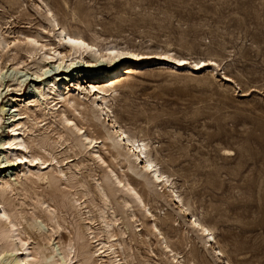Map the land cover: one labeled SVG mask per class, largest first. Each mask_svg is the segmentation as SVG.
Instances as JSON below:
<instances>
[{
  "label": "rangeland",
  "instance_id": "rangeland-1",
  "mask_svg": "<svg viewBox=\"0 0 264 264\" xmlns=\"http://www.w3.org/2000/svg\"><path fill=\"white\" fill-rule=\"evenodd\" d=\"M48 8L62 25L101 46H128L144 53L170 51L191 61L210 59L217 65L202 71L190 69L187 74L189 69L174 70L168 60H126L124 63L132 71L121 75L117 82V91L109 103V117L90 108L94 99L90 86L109 85L99 75L102 69L91 70L81 63L64 69V79H72L71 90L67 89L70 96H79L75 83L92 91L91 94L81 88L87 97L81 96L87 108L79 109L82 115L68 105L65 109L81 122L83 132L99 139L97 150L109 168L143 195L152 217L136 207L122 186L107 181L106 165L95 161L91 149L73 139L69 125L61 121L58 113L50 114L38 91L47 79L39 80L34 74L39 65H44L42 53L29 59L18 48L26 47L23 42L2 51L0 64L5 67L0 76V141L14 132L10 128L11 116H21L24 99H40L37 108L33 107L34 114L29 111L31 117L20 120L33 128L30 132L28 128L24 139L29 144L36 139L32 152H39L42 148L37 144L45 139L47 144L39 153L48 159L56 157L51 169H46L51 176L35 179V183L24 180L28 188L25 192L16 179L23 166H11L8 161L13 156L7 155V148L0 145V177L16 188L4 199L26 214L27 220L19 228L27 246L35 250L41 244L50 249L52 244L58 254L62 252L59 247L73 243L75 248L69 255L73 258L77 254L78 264H84L87 253L92 255L91 264H96L93 261L99 257L94 251L103 244L96 246L83 225L89 220L86 217L92 218L91 225L100 242L108 241L97 218V209L103 205L94 189L97 180L110 196L111 208L106 211L109 220L115 222L118 235L112 243H122L116 245L118 259L122 258L117 261L121 264H264V0H0V23L6 38L22 40L24 34L37 35L39 41L55 46L58 30L51 14L48 17ZM22 60L25 64L17 67L16 63ZM55 63L43 70L52 72ZM115 119L124 131L149 143L147 151L170 175L171 187L153 182L149 173L140 172L139 162L135 157L129 158L123 145H113L117 137L111 123ZM59 134L69 141L56 142L60 141ZM59 167L67 176H58ZM52 176L58 179L54 181ZM36 193L58 213L60 232L52 236L51 244L42 240L44 235H51L54 223L44 213L47 204L37 207ZM84 193L87 198L81 196ZM176 193L189 208L186 212L175 202ZM62 194L67 198H61ZM73 196L85 202L78 207L79 212L68 202ZM124 199L130 202L127 207H123ZM132 210L135 217L131 216ZM191 217L211 228L216 240L209 242ZM27 221L37 222L38 227L28 228ZM153 224L159 226L170 248L177 252L176 259L165 252V239L151 232ZM78 231L87 235L84 250L76 240ZM3 244L1 241L0 249ZM4 252L0 254V264H15V254H23L16 250ZM40 258L43 257L30 261L40 264Z\"/></svg>",
  "mask_w": 264,
  "mask_h": 264
},
{
  "label": "bare ground",
  "instance_id": "bare-ground-1",
  "mask_svg": "<svg viewBox=\"0 0 264 264\" xmlns=\"http://www.w3.org/2000/svg\"><path fill=\"white\" fill-rule=\"evenodd\" d=\"M48 12H49L48 17L51 14V17L54 18L53 19V25L56 26V29L58 30V35L56 36L57 42L54 43L55 46L52 43L48 44V43H44V42L39 41V39H38L39 37L37 35L33 36V35L24 34V37L22 40L18 39L17 37L15 39H9V38L7 39L5 36L6 32H4L5 28L3 29L2 25L0 23V60L2 58L1 52L8 49V47H11V45L13 43L17 44L18 42L19 43L23 42L26 44V47H23V46L19 47L18 46V48L21 51L24 50V52L26 53V56H28L29 59L36 58L38 54L42 53L41 59L44 62V65H39L38 68L35 69L34 74H36L37 79L40 78L39 80L43 81V80L47 79L46 81L43 82L45 84L43 87L39 86L41 88H39L38 91L41 94L40 96H42V98H45L50 114H52L54 116L56 113H58L57 115L60 117L61 121L65 124L69 125L70 132L72 133V135L74 137L73 139L78 141L81 144V146L84 147L85 149H88V150L91 149L92 151L90 150V154L92 155V157L95 161L99 160L102 164L106 165V167L108 168V171H107L106 176H105L107 181L111 185L122 186L123 189L126 191L127 195L131 196L136 207L138 209H145L147 214H149L150 216L153 217L154 215L151 212V209L147 208V204L145 202L143 195H141L129 181H127V182L123 181L119 177V175L115 172L114 169L109 168V165L107 164L106 159L104 158V156L102 154H100L99 150H97L98 145L100 143L99 139L90 136L88 133H86V131L83 132V129L85 130V128L83 126H81L80 121L76 120L74 117H71V115H73V114L69 110L67 111L65 109V105L70 106V108L74 112H78L79 115H82L83 111H80L79 109H82V108L85 109L86 105L84 104L83 101H81V99H82V97H84L85 99L87 98V97H85V94H83L84 93L83 89L85 91H88L89 93H91L92 92L91 90L93 89L94 93L92 96L94 97V99L91 101V107H90L91 110L94 112L100 113L101 115L104 114L107 117H109V111H110L109 103L111 102L110 101L111 97H114L113 95H115L114 93H116V91H117V89H116L117 82H120L121 77H123L121 75H123L124 73L129 74L132 71V70H130L131 67H128L124 63V61L126 62V60H129V59H132V60L136 61L137 63L146 62V61L152 60V58H159L163 61L168 60V62H170L173 65L172 68H174V70L179 69L181 67H183V69H185V70L189 69L188 71H185V72H187V74L191 72L190 69H193V71L200 69V71H202L201 69H203V68L205 69L206 67H209L212 65H217L216 62L213 60H210V59L209 60L191 61L188 59V57L187 58L182 57V56L179 57V56L174 55L170 51H166L164 53H157V52L144 53V52H140L138 50L134 51V49L132 50L131 48H128V46H127V48H119L113 44H108V46H101L97 43L96 40L92 41V40L86 38L83 33L73 31L69 27L62 25L58 21V19L55 18V13L52 11L51 8H48ZM47 50H49V52ZM12 59H15V57H12ZM24 62H25V60L17 62L16 66L18 67V66H20V64L22 65ZM52 63L56 64L55 67L53 66L54 68H52L53 69L52 72L50 69L49 70H43L44 67H46L47 65L49 66V64L51 65ZM80 63L85 68H92L91 70H95L97 68L102 69L100 71L99 75H101L103 78H105L109 85L105 86V85L94 84V85L90 86L91 90H89L88 87L85 88V87H83V85L75 83L73 85L75 87L74 90L76 93L78 90L79 96L78 97L77 96H70L68 93L71 90V83L70 82H72L71 81L72 79L71 80H69L68 78L64 79V77L62 75H63L65 68L68 69L71 67H75V65L80 64ZM3 65L0 64V76H2L1 74H2L3 68L5 67V65L4 66ZM7 65H8V63H7ZM123 67H124V70H123ZM20 68H22V67H20ZM137 70L140 71L139 69H137ZM137 70H135V71H137ZM126 74L124 75L125 78H126ZM227 78H229V77H227ZM127 79H128V77H127ZM58 80H66V82H68L69 84L64 83V81L59 82ZM24 84H22V85L24 86ZM19 86H21V85L19 84ZM23 86H22L21 90H23ZM81 88H83V89H81ZM67 89H70V90L67 91ZM65 90L67 91V93L65 92ZM1 97H2V93H0V98ZM26 98L24 99L25 102H23L25 105V108L22 109L24 111L22 113H20L21 116L18 118L15 117V116H17L15 114L11 116L12 119L10 120L11 121V127L10 128H12V130L14 131V132H12L11 137H9V136L5 137V139L0 141V145H2L3 148H7V155L13 156L12 159L10 161H8L9 163H11V166L12 165H17V166L22 165L23 166L19 170V172L17 171L18 173H17L16 179H18L17 183H20L24 187L25 192L28 191V188H27V185H25L24 180H26V181L29 180L32 183H35V179L41 180L44 178H49L51 176V173L49 171H47L46 169H49V167L53 165L52 163H54L56 160V157H54V156H52V158H51V156L49 155L51 159L50 158L48 159L39 153L42 149L45 148L44 146L47 144V141L45 139L40 140V143L37 144V146H40L42 148L39 150V152H32L31 151V147L36 145V142H37L36 139L30 140L31 144H29V142H27L24 139V136H26L29 127L26 123H24L23 121H20V120L25 119V117L30 118L31 115L28 112L30 111L31 113H33V107L36 106V108H37V103H38V101H40V99L37 101L36 99H32L31 97H30L31 100H27ZM24 100H21V101H24ZM3 109H5V108H3ZM2 111H4V110H2ZM46 111H47V109H46ZM85 115H86V113H85ZM58 116H57V118H58ZM88 119H89V117H88ZM88 119H87V121H88ZM1 120H2V115L0 114V123H1ZM36 124H37V122H36ZM111 125L113 126L112 132L115 133L116 137H117V140L113 143V145L114 146H117V145L122 146L123 145L124 146L123 148L127 149L126 153L128 154L129 158L135 157L137 162H139L138 167L140 168V172L144 171V172L149 173L150 179L153 180V182L165 183L168 187H171L173 182L169 178L170 175L168 176L162 171L161 167L158 166L156 161H154V159L152 158L150 152L147 151L149 148V143L143 139H138V138L130 135L126 131H124L122 129V127L118 124L116 119L111 123ZM0 130H2L1 127H0ZM30 131H33V128H29V132ZM80 132H83V133H80ZM58 137H59L58 140L60 139V141H56L55 139H54V141H56L60 144L61 139H63V134L62 135L59 134ZM104 138H106V137H104ZM63 141L66 142V141H69V139L65 138V139H63ZM105 141L101 142V143H103V146L105 145V143H104ZM50 142H52V141H50ZM56 142H54V144ZM61 144H63V143H61ZM54 147H55V145H54ZM23 149L25 151L27 150V152H23ZM78 155H80V154H78ZM57 163L59 164V160L57 161ZM132 163L134 164L135 161H132ZM4 166L5 165H3V167ZM77 167H76V169H77ZM50 169H51V167H50ZM58 169L59 170H56L59 174L58 176H63V177L67 176V173L65 172L64 169H62L60 167ZM51 178L54 181H56V179H58V177L55 178L53 176ZM95 181H96V183H95L94 189L96 190V192L98 194V198L100 197V199L103 203V205H101L99 208L97 207L98 208L97 209V211H98L97 218L103 224V230L105 231V236L108 239V241H106V242L101 241L100 242V240L98 239V235L95 233L94 228L91 225V224H93L92 223L93 219L86 217L85 220L86 219H89V220H87L83 226H84V228H86L85 230L88 231L90 239L92 240L93 243H95V244L97 243L96 246L103 244V245H101V247L96 248L95 251L93 250L94 252H96L98 254L97 256L99 257V259H97L96 261H93V262H95L96 264H121L120 262L117 261V260H122V258L118 259V256H119V255H117L118 247L116 245L122 246V243H120V242H117L115 244L112 243L113 241L118 240L116 238L117 234L114 231V223L115 222L111 221V219L109 220V216L107 215V211H106L107 207L111 208L110 207V205H111L110 196H108V194H107L105 188L103 187L102 183L98 182L97 180H95ZM95 181L93 180V182H95ZM81 183H83V181H81ZM69 186H71V184ZM82 186H85V185L82 184ZM15 189H16L15 186L12 185L8 180H4L3 178L0 177V196H1V198H0V242L2 241L4 243L2 248L0 249L1 252H3V251L6 252L7 250H11L12 252L15 250L16 251H22V253H23L22 255L15 254V259H14L15 264L16 263L17 264H26V263L32 264L30 259H32V258L37 259L39 256L43 257V258L39 259L40 264H78L77 261H75V258L78 257V255L76 254L73 258L71 257V255H69L71 253V251L73 250V248H75V245L73 243H69V241H68V243H69L68 245H62L61 247H59V249H62V252H59L58 254L56 253L57 247L52 246L51 238H52V236H54V234L58 233L59 228H60V224L58 221V213L56 212V209H51V206L47 203L46 200L41 198V195L39 193H36L37 194V207H39L40 205H46L47 204L46 207L44 208V213L46 214L48 220L51 221L52 223H54V225L52 226L53 229H52L51 235H44L43 240H42V241H46L48 244H51V246H50V249H48L47 247H45V246L43 247L40 244L38 247H36L35 250H33L34 248H31L34 252L27 246V244H28L27 239L26 238L24 239L21 237L20 228H19V225L22 224V221L27 220L26 214L23 213L24 211L23 212L21 211V208L18 209L17 208L18 206H16L15 204L12 205L9 202V200L4 199V195L6 193L12 194L13 192H15ZM86 193H84V195H81V196H85ZM61 198L66 199L67 197H66V195L64 197V195L62 194ZM120 198H122V196ZM68 202L78 212H79L78 207L81 208L83 203H85V202L80 201L79 198H76L74 196L71 197V199H69ZM122 202H123V207H127L130 204V202L127 201L126 199H124V201H122ZM175 202L179 204V206L182 208L183 211L186 212L187 210H189V208H187V207L185 208L184 203H183V199H182L181 195H179V193L178 194L176 193ZM20 206H22L21 203H20ZM72 206H70V207H72ZM80 214H81V212H80ZM80 214H78V216ZM131 216L135 217L134 210H132ZM79 217H80V219L81 218L83 219L84 216L83 217L79 216ZM34 218L37 219L38 216H35ZM191 219H192L191 222L194 224V226L197 227L200 231H202L203 235L209 239V242L216 240V237L213 236V232H212L211 228H209L204 223L199 222V220L197 218L191 217ZM37 225H38L37 222L30 221V223H29L27 221L28 228L33 229V228H36ZM151 232L155 236L159 235L161 238L165 239L161 229L159 228V226L157 224H153L151 226ZM86 236L87 235H85V233L83 231L82 232L78 231L76 233V240H78V242L80 243L82 250H84L87 247V244L83 242L84 239L86 238ZM37 237H38V235H37ZM28 239H29V237H28ZM35 239H36V237H35ZM39 240L41 241V239H39ZM61 240H59V242ZM67 248L70 249V252H68V253L66 252ZM163 248H164L165 252L170 253L174 259L177 258V255H176L177 252H175L172 248H170L166 239L163 241ZM120 249H121V247H120ZM46 250L48 252H46ZM1 252H0V254H2ZM220 254H222L221 251H220ZM91 257H92V255L90 253H87V255L85 256L84 264H91ZM178 263H180V261Z\"/></svg>",
  "mask_w": 264,
  "mask_h": 264
}]
</instances>
